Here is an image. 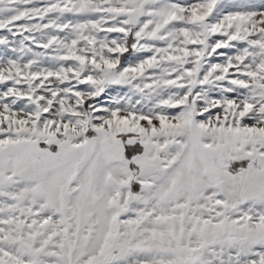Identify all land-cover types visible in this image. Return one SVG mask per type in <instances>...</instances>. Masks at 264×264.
I'll return each instance as SVG.
<instances>
[{
    "label": "snow or ice",
    "instance_id": "1",
    "mask_svg": "<svg viewBox=\"0 0 264 264\" xmlns=\"http://www.w3.org/2000/svg\"><path fill=\"white\" fill-rule=\"evenodd\" d=\"M0 264H264V0H0Z\"/></svg>",
    "mask_w": 264,
    "mask_h": 264
},
{
    "label": "rangeland",
    "instance_id": "2",
    "mask_svg": "<svg viewBox=\"0 0 264 264\" xmlns=\"http://www.w3.org/2000/svg\"><path fill=\"white\" fill-rule=\"evenodd\" d=\"M251 2L254 3V4H256V5H259V4H261L262 0H251ZM129 55H130V53H126V54H125V57L127 58ZM127 154L130 156L132 153H131V151L129 150V151L127 152Z\"/></svg>",
    "mask_w": 264,
    "mask_h": 264
}]
</instances>
